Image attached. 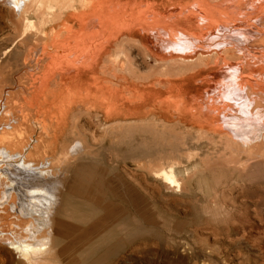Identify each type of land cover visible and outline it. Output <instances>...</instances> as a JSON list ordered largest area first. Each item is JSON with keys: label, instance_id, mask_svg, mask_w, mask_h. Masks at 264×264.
Returning <instances> with one entry per match:
<instances>
[{"label": "bare ground", "instance_id": "obj_1", "mask_svg": "<svg viewBox=\"0 0 264 264\" xmlns=\"http://www.w3.org/2000/svg\"><path fill=\"white\" fill-rule=\"evenodd\" d=\"M182 2L9 0L17 14L18 40L38 46L27 61V69L31 74L40 71L34 81L37 86L33 101L41 99L38 111L49 123L42 120L37 130L52 140L42 146L31 143L22 153L17 151L23 143L21 135L12 134V127L7 128L10 123L0 122V184L4 179L10 181L0 197V227L11 225L13 231L24 233L10 243L18 263H82L83 255L69 252L59 240L67 207L64 195L71 188L72 173L90 160L87 138L97 140L96 133L79 121L82 114L97 132L101 123L115 122L116 128L123 130L127 122L144 131L161 129L159 123H178L210 136L218 135L225 149L239 155L234 169L241 184H264L257 169L264 166V112H251L252 98L237 83L242 76L238 75L237 81L230 78L235 69L247 74L255 71L258 62L251 64L248 59H256L249 53L264 51V44L256 46L264 30L243 27L238 22L241 9L255 12L260 8L264 13V0ZM241 13L246 18L253 15ZM64 21H72L77 26L75 31ZM52 25L60 27L52 30L56 28ZM239 34L249 36L250 43L241 47L225 39ZM186 38L193 46L188 52L178 45L182 43L179 39ZM131 39L141 48L138 61L125 46ZM9 51L6 48L0 54V73L2 58ZM225 54L238 61H228ZM150 60L154 68H162L142 72L140 68ZM172 62L180 66L178 74L169 70ZM197 65L205 68L195 69ZM171 74L178 77L171 78ZM21 88L25 89L23 85ZM66 134L72 141L68 146ZM52 143L55 151L48 153ZM201 144L198 141L191 146L192 150L179 160L160 164L153 163L143 150L130 158L135 162L133 172L149 170L173 193H181L190 171L197 170L207 154ZM122 184L132 187L140 183L124 178ZM148 206L143 197L142 207ZM6 209L10 219L14 218L10 223L5 218ZM4 235L1 230L0 238Z\"/></svg>", "mask_w": 264, "mask_h": 264}, {"label": "rangeland", "instance_id": "obj_2", "mask_svg": "<svg viewBox=\"0 0 264 264\" xmlns=\"http://www.w3.org/2000/svg\"><path fill=\"white\" fill-rule=\"evenodd\" d=\"M190 1L183 0L182 3ZM208 1L211 4L219 2ZM260 10L241 9L239 24L264 30V13ZM241 12L253 15L246 18ZM17 23V14L9 0H0V54L10 48L2 58L0 122L10 123L7 128L12 127V134L21 135L23 143L17 151L24 153L31 143L42 146L52 140L51 136H41L37 130L42 120L49 123L48 118L39 114L37 103L40 104L41 99L33 101L34 85L37 86L34 81L40 71L31 74L27 69V61L38 46L18 40ZM64 24L72 31L77 28L72 21H64ZM54 27L51 29L58 30L60 25ZM183 29L185 33L189 31L186 27ZM225 39L243 47L249 36L239 34ZM190 40L179 39L182 51L192 49ZM262 44L264 35L258 36L256 46ZM125 46L138 61L141 48L137 41L131 39ZM249 54L256 59L250 57L251 64L258 62L255 71L247 74L235 69L230 78L238 80V75L242 76L236 81L252 98L251 112L260 114L264 112V51ZM225 57L230 62L238 61L236 57L226 54ZM172 63L169 70L178 74L180 66ZM153 65L150 60L140 70L150 73L162 68ZM201 68L205 67L195 66V69ZM170 77L178 75L171 74ZM49 88L53 89L52 86ZM13 118L16 121L10 122ZM67 119L69 121L71 116ZM79 121L89 128V132L96 133L97 140L93 142L87 138L86 151L90 160L72 173L71 188L64 195L67 207L59 240L69 252L83 255L81 264H264V184L250 187L241 184L234 169L239 155L225 149L221 137L178 123H159L161 129L151 127L144 131L127 122L123 124V130H118L117 123L110 122L101 123L97 132L86 123L84 114L79 116ZM65 138L68 146L72 142L71 136L66 134ZM198 141L207 154L200 160L198 169L190 171L181 193H173L166 184L153 178L149 170L144 169L141 174L133 172L135 162L130 158L136 153L146 150L150 160L160 164L184 157ZM55 147L52 143L47 152H54ZM257 169L264 177V166ZM124 178L140 184L124 186ZM9 183L4 179L0 184V197ZM143 197L149 204L145 209ZM6 210L5 218L10 223L14 218L11 220ZM10 228L11 225L0 227L5 233L0 238V264H23L18 263V255L10 243L17 241L14 238H22L24 233Z\"/></svg>", "mask_w": 264, "mask_h": 264}]
</instances>
